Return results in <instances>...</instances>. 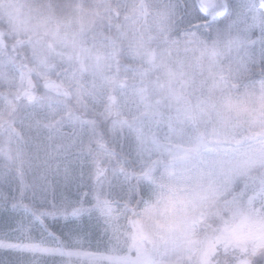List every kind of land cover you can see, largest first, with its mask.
Returning <instances> with one entry per match:
<instances>
[{"label": "snow or ice", "instance_id": "6c2138e0", "mask_svg": "<svg viewBox=\"0 0 264 264\" xmlns=\"http://www.w3.org/2000/svg\"><path fill=\"white\" fill-rule=\"evenodd\" d=\"M0 264H264V0H0Z\"/></svg>", "mask_w": 264, "mask_h": 264}]
</instances>
